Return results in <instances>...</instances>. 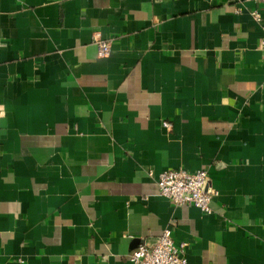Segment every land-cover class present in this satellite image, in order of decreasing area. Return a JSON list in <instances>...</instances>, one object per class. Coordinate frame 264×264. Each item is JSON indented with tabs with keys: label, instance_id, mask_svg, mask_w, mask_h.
Masks as SVG:
<instances>
[{
	"label": "crops",
	"instance_id": "0c3cea01",
	"mask_svg": "<svg viewBox=\"0 0 264 264\" xmlns=\"http://www.w3.org/2000/svg\"><path fill=\"white\" fill-rule=\"evenodd\" d=\"M263 32L264 0H0V264H132L165 228L264 264ZM176 169L210 214L159 195Z\"/></svg>",
	"mask_w": 264,
	"mask_h": 264
},
{
	"label": "built area",
	"instance_id": "2783aa9c",
	"mask_svg": "<svg viewBox=\"0 0 264 264\" xmlns=\"http://www.w3.org/2000/svg\"><path fill=\"white\" fill-rule=\"evenodd\" d=\"M256 21H260L257 13H253ZM97 56L107 57L110 53V42L96 37ZM260 49L264 58V32L260 39ZM161 126L170 130L171 124L162 121ZM151 175V174H150ZM207 173L202 170L189 172L183 169L163 171L157 176L159 195L174 205L193 206L202 213L210 214V204L215 191L207 188ZM132 264H189L185 258V245L176 244L171 236V229L161 231L157 243L148 248L139 245L130 254Z\"/></svg>",
	"mask_w": 264,
	"mask_h": 264
}]
</instances>
